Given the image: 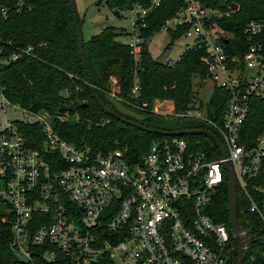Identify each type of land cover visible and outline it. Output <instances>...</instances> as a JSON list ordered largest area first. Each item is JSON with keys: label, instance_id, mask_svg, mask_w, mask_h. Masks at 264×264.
<instances>
[{"label": "built area", "instance_id": "1", "mask_svg": "<svg viewBox=\"0 0 264 264\" xmlns=\"http://www.w3.org/2000/svg\"><path fill=\"white\" fill-rule=\"evenodd\" d=\"M163 1L151 0L150 6L136 3L124 11L132 18L128 44L136 58L142 47L141 29ZM182 1L185 5L165 20L162 30L187 26L184 34L191 42L185 51L205 47L201 60L208 72L200 83L209 79L214 87L205 102L197 92L199 85L188 107L176 111L173 105L172 113L210 126L190 129L212 131L225 155L212 139L218 156L211 149H193L188 134L155 141L140 158L121 147L95 151L65 140L54 129L50 113L12 103L34 117L6 119L0 130V219L11 226L9 246L23 263L233 264L243 249L249 251L252 239L241 222L244 232L238 236L231 222L212 214L214 197L229 181L225 163L234 171L237 195L239 191L248 213L264 227V127L259 128L264 117H258L264 115V18L246 23L249 47L243 54H231L220 40L230 43L232 35L223 37V30L210 23L222 13L196 0ZM9 10L0 5V18ZM2 51L0 69L32 55L33 46L17 48L10 57ZM182 54L164 63L174 66ZM216 88L226 92L221 119L218 105L211 102ZM120 92L118 77L111 75L109 97L125 102ZM140 95L136 78L132 96ZM6 103L11 102L0 93V109ZM154 111L159 113L158 108ZM16 121L39 123L43 146L30 145ZM245 239L250 241L246 246Z\"/></svg>", "mask_w": 264, "mask_h": 264}, {"label": "trees", "instance_id": "2", "mask_svg": "<svg viewBox=\"0 0 264 264\" xmlns=\"http://www.w3.org/2000/svg\"><path fill=\"white\" fill-rule=\"evenodd\" d=\"M196 1L222 13L221 16H213L210 23H216L220 29L232 34L229 44L220 40L227 52L243 54L250 44L244 32L245 25L250 20L264 18V0ZM106 3L116 15L122 16L125 10L136 3L150 6L151 0H106ZM231 3H237L239 8H231ZM0 5L10 8L8 16L0 18L2 55L10 57L17 48L33 46L32 55H24L2 65L0 69V93L11 103L33 112L50 113L54 129L65 140L95 151L107 152L121 147L127 149L131 156L140 158L155 141L168 138L118 119L108 113L95 97L85 78L71 0H0ZM184 5L182 0H165L150 12L147 26L141 29L143 41L137 58L128 43L118 40L120 33L114 26H106L87 42L84 41L88 74L100 99L115 112L145 127L162 130L210 128L201 123L185 125L181 122L182 118L171 119L153 110L156 99L173 101L176 111L187 108L196 86L201 85L200 81L208 72L201 60L205 47L184 51L174 66L154 59L150 53L147 40L160 31L165 20ZM186 29L187 26H179L168 32L174 40L183 35ZM111 75H116L120 81V96L125 102L119 104L140 113V118L120 111L117 102L109 97ZM136 78L141 87L139 98L132 96ZM221 94L225 96L221 98ZM211 102L218 105L221 119L227 106L226 92L216 88ZM144 103L147 106L143 109L136 107ZM70 105L72 109H68ZM65 114L77 115V119L66 118ZM258 117L263 118L264 115ZM171 120L177 121L173 127L166 124ZM16 123L30 145L37 148L43 146L44 133L39 123ZM260 127H264V124ZM185 137L193 149H211L215 156L219 155L217 146L205 135L188 134ZM197 140L200 142L197 143ZM245 204L238 191V218L249 230L252 239L242 264H264L263 223L255 214L248 213ZM212 209L216 220L230 223L227 182L223 183L214 197ZM10 237L11 226L0 219V264H25L11 250Z\"/></svg>", "mask_w": 264, "mask_h": 264}, {"label": "rangeland", "instance_id": "3", "mask_svg": "<svg viewBox=\"0 0 264 264\" xmlns=\"http://www.w3.org/2000/svg\"><path fill=\"white\" fill-rule=\"evenodd\" d=\"M76 7L78 16L80 18L83 40L85 42H87L93 35L100 33L101 30L106 26H114V28L119 31L120 34L118 36V40L125 43H129L131 41L133 37V24L129 12H123L122 16L116 15L114 10L108 6L106 0H102L101 2L100 0H76ZM220 33L226 38L231 37L232 35L231 33L224 30ZM190 42L191 39L185 34L173 40L171 34L168 31L162 29L154 33L147 40L149 50L153 58L161 62L177 59L185 51L187 44ZM198 87L199 85H197L196 89H198ZM213 87L214 84L209 79L202 83V85L197 90L202 101L207 102L209 100ZM114 101L117 102V107L120 111L133 115L136 118L141 117L140 113L125 107L122 104H119V102L116 100ZM173 105V101L171 100L156 99L153 104V110L158 108L160 114L168 116L172 119L173 117H176L172 113L174 111ZM64 117L70 118L72 120L77 119V115L69 116L68 114H65ZM15 118L34 120L32 115L24 113L19 108H15L12 103H6L4 109H0V130L2 129L3 123L6 119L11 122ZM182 119L183 120L181 122L185 125L191 123H201L199 119ZM174 122L177 123V121ZM174 122L171 120L166 124L169 127H173L175 125Z\"/></svg>", "mask_w": 264, "mask_h": 264}, {"label": "water", "instance_id": "4", "mask_svg": "<svg viewBox=\"0 0 264 264\" xmlns=\"http://www.w3.org/2000/svg\"><path fill=\"white\" fill-rule=\"evenodd\" d=\"M74 12H75V18H76V23H77V32H78V41H79V49H80V54L82 57V63H83V68L85 71V78L86 82L89 84L90 88L94 92L95 97L100 101V104L105 108V110L110 113L111 115H114L118 119H121L130 125H133L139 129L159 134V135H164V136H170V135H185V134H203L210 139H212L216 145L220 148L222 155H225V148L223 143L220 141V139L210 130L207 129H183V130H162V129H155V128H149L145 127L133 120H130L126 118L125 116L121 115L120 113L115 112L113 109L110 107L106 106L104 101L100 99L99 94L96 92L94 84L91 82L89 74H88V69H87V63H86V58H85V51H84V40H83V33H82V28L80 24V18L77 13V7H76V0H71ZM231 8L233 9H238V4L237 3H231ZM224 42L227 44L229 43V39H224ZM73 106L70 105L68 106V109H72ZM225 167L227 168L229 172V181H228V188H229V209H230V222L233 227V231L236 235L241 236V234L244 232V228L241 225L239 218H238V211H237V202H238V195H237V187H236V179L234 175V171L232 167L229 165V163H225ZM249 240L245 239L244 244L245 246L249 244ZM247 254V249H243V251L240 253L238 259L236 262L233 264H242L243 260Z\"/></svg>", "mask_w": 264, "mask_h": 264}]
</instances>
